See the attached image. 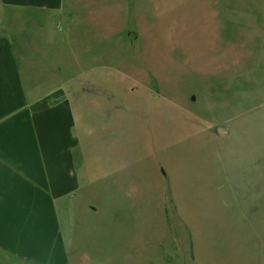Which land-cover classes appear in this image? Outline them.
I'll use <instances>...</instances> for the list:
<instances>
[{
    "label": "rangeland",
    "instance_id": "374dc122",
    "mask_svg": "<svg viewBox=\"0 0 264 264\" xmlns=\"http://www.w3.org/2000/svg\"><path fill=\"white\" fill-rule=\"evenodd\" d=\"M34 44L80 182L62 254L0 264H264V0H68Z\"/></svg>",
    "mask_w": 264,
    "mask_h": 264
},
{
    "label": "crops",
    "instance_id": "0c3cea01",
    "mask_svg": "<svg viewBox=\"0 0 264 264\" xmlns=\"http://www.w3.org/2000/svg\"><path fill=\"white\" fill-rule=\"evenodd\" d=\"M67 1L0 0V249L14 256H50L57 241L62 254L63 210L79 188L72 103L32 88L21 54Z\"/></svg>",
    "mask_w": 264,
    "mask_h": 264
},
{
    "label": "water",
    "instance_id": "95a60500",
    "mask_svg": "<svg viewBox=\"0 0 264 264\" xmlns=\"http://www.w3.org/2000/svg\"><path fill=\"white\" fill-rule=\"evenodd\" d=\"M216 131L218 135H228L229 134V131L223 126L217 127Z\"/></svg>",
    "mask_w": 264,
    "mask_h": 264
},
{
    "label": "bare ground",
    "instance_id": "6f19581e",
    "mask_svg": "<svg viewBox=\"0 0 264 264\" xmlns=\"http://www.w3.org/2000/svg\"><path fill=\"white\" fill-rule=\"evenodd\" d=\"M196 63V62H195ZM161 66H163V65H161ZM161 68V67H160ZM162 68H164V67H162ZM164 70V69H163ZM164 104H166V103H164ZM186 120H184L182 123H184Z\"/></svg>",
    "mask_w": 264,
    "mask_h": 264
}]
</instances>
